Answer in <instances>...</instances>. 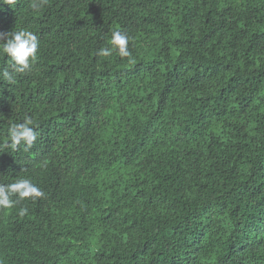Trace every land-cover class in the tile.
<instances>
[{"label": "trees", "instance_id": "1", "mask_svg": "<svg viewBox=\"0 0 264 264\" xmlns=\"http://www.w3.org/2000/svg\"><path fill=\"white\" fill-rule=\"evenodd\" d=\"M117 29L132 63L98 55ZM14 30L0 184L44 196L0 207V264H264V0H0Z\"/></svg>", "mask_w": 264, "mask_h": 264}, {"label": "clouds", "instance_id": "2", "mask_svg": "<svg viewBox=\"0 0 264 264\" xmlns=\"http://www.w3.org/2000/svg\"><path fill=\"white\" fill-rule=\"evenodd\" d=\"M40 5L33 3V10H38ZM4 34H0V54L10 57L8 67L0 74V77L9 84L16 82V74L24 73L29 70L37 59L39 41L35 34L27 30L12 31L7 34L6 42H3ZM130 37L120 31L113 30L111 32L109 45L98 51L101 57H108L113 52H118L120 57H127L129 62H134L132 53L129 51ZM33 121L30 117H26L22 123H13L8 132L10 147L14 150L18 146H24V150L30 149L37 139V132L32 127ZM44 193L40 188L32 183L30 179L19 178L10 184H0V207L12 208L25 198H40ZM12 197H16L15 200ZM28 213L27 208L20 209L19 214L24 216Z\"/></svg>", "mask_w": 264, "mask_h": 264}]
</instances>
